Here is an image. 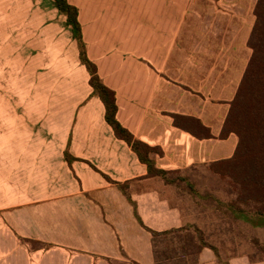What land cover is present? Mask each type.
Segmentation results:
<instances>
[{"label": "crops", "instance_id": "1", "mask_svg": "<svg viewBox=\"0 0 264 264\" xmlns=\"http://www.w3.org/2000/svg\"><path fill=\"white\" fill-rule=\"evenodd\" d=\"M67 2L88 59L115 94L116 121L153 149L148 158L165 175H149L114 135L77 51L88 93L60 142L26 146L14 171H0L12 181L0 183V264H156L152 233L208 234L222 224L211 167L238 144L221 133L251 56L257 0ZM206 242L190 264H264L216 251L236 241Z\"/></svg>", "mask_w": 264, "mask_h": 264}, {"label": "rangeland", "instance_id": "2", "mask_svg": "<svg viewBox=\"0 0 264 264\" xmlns=\"http://www.w3.org/2000/svg\"><path fill=\"white\" fill-rule=\"evenodd\" d=\"M261 6L252 43L264 55V0ZM76 46L66 17L52 0H0V171H14L26 146L60 142L64 121L88 93ZM252 70L261 73L258 64ZM259 83L248 85L235 106L231 128L244 130V141L235 161L217 167L219 180L210 192L217 205L213 213L222 224L208 234L194 228L156 238L159 264H190L207 240L217 247L240 244L215 249L219 252L264 257V227L252 225L264 220V169L259 164L264 166V150L258 139L264 134V97H259ZM1 178L0 183L11 185L9 178ZM4 191L11 198L12 191Z\"/></svg>", "mask_w": 264, "mask_h": 264}, {"label": "trees", "instance_id": "3", "mask_svg": "<svg viewBox=\"0 0 264 264\" xmlns=\"http://www.w3.org/2000/svg\"><path fill=\"white\" fill-rule=\"evenodd\" d=\"M53 2H54V5H55V8L57 9V11L66 17V23L71 28L72 36L77 43V48L79 51V61H80L81 65H83L85 67V69H86V71L90 77L89 78V86L92 88V94L97 96L104 106V109H105L104 117H105L106 123L112 128L114 135L118 139L125 141V143L137 155L139 161L147 166L149 175L164 177L165 173L156 170L153 162L148 158L149 153H151L153 151V149H151L148 146H146L145 144L135 140L133 138V136L130 133H128L124 128H122L121 125L116 121L115 115H116V111H117V106L115 103V94L113 91L108 89L102 83V81L99 78V75L97 73L96 66L87 57L85 44H84V42L82 40V36H81L80 24L78 22V10H77V8L70 5L67 2V0H53ZM261 4H262V0H257V3H256L255 8H254V16L256 19H255V22H254V25H253V28H252V31H251V34H250V37L248 40V46L251 49V56L249 58V61H248L246 70L244 72V75L241 79L237 93H236L232 103L230 104V109H229L228 115L226 117V120L224 122L223 131L221 133V137H224L225 135H227L229 133H234L238 138V144L236 147L235 154L231 160L221 162V163L211 167V170L216 174H218L217 167H221V166L227 165V164L235 161V159L237 158V156L239 154L240 147L244 141V130H242V129H239V130L236 129L235 130L234 128H231L232 126L230 124L232 117L235 114V106L242 99V94L245 92L248 85L251 86L253 83H255L257 85L258 82L260 81V83H259V94H261L263 96H259V97H264V55L258 50L256 45L252 43L254 40L256 28L258 26L257 23H258L259 17H260V10L262 7ZM256 64H258L261 67V73L259 74V72H258L257 73L258 75L252 70L253 67L256 66ZM254 80H256V81H254ZM262 128L264 129V126H262ZM249 133H250V131H249ZM259 138L262 139V144H260V145H261L262 149L264 150V134L263 133L258 134V139ZM259 164L261 165V168L263 170L264 169V166H262L263 161L260 162ZM121 188H123V187H121ZM263 202H264V200H263ZM172 234H174V233L173 232H166V233H161V234L152 233L153 243H154V240L156 238L168 237ZM153 254H154L156 264H159L158 258L156 257V254L154 251V248H153Z\"/></svg>", "mask_w": 264, "mask_h": 264}]
</instances>
